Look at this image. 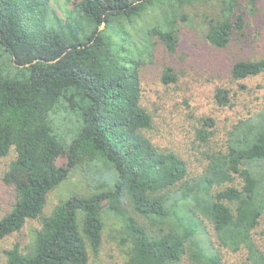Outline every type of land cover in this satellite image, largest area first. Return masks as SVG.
I'll list each match as a JSON object with an SVG mask.
<instances>
[{
    "label": "trees",
    "instance_id": "trees-1",
    "mask_svg": "<svg viewBox=\"0 0 264 264\" xmlns=\"http://www.w3.org/2000/svg\"><path fill=\"white\" fill-rule=\"evenodd\" d=\"M207 1L80 0L75 10L81 22L70 40L51 21L50 0H0V156L12 148L16 153L6 173L15 201L0 219V241L28 220L42 219L33 247L22 251L16 243L5 251L8 264H90L103 245L104 204L125 222L119 242L127 247L125 264H180L185 255L194 264H231L224 250H244L246 264H264L252 234L264 219V103L233 124L217 149L211 145L221 133L217 119L203 118L196 138L209 150L197 177H190L177 152L158 149L146 135L154 118L142 103L147 90L141 70L153 61L157 44L178 50V23L187 21L184 7ZM222 2L221 18L211 20L205 33L219 49L245 28L244 16L235 14L237 0ZM146 12L165 22H146ZM102 24L105 29L99 30ZM107 31L119 39L113 46ZM5 53L19 73L3 66ZM177 70L167 64L159 82L173 86ZM261 73L264 58L240 59L231 67L234 79ZM214 98L219 107L234 106L227 88L218 87ZM61 105L76 110L82 124L69 145L68 162L58 166L65 149L54 134L53 113ZM96 162L116 172L114 188L72 195L42 217L47 194L68 178L71 167ZM128 195L148 221L126 216L122 204ZM170 213L178 223L166 227L163 218Z\"/></svg>",
    "mask_w": 264,
    "mask_h": 264
},
{
    "label": "rangeland",
    "instance_id": "rangeland-1",
    "mask_svg": "<svg viewBox=\"0 0 264 264\" xmlns=\"http://www.w3.org/2000/svg\"><path fill=\"white\" fill-rule=\"evenodd\" d=\"M78 1L80 0H50L51 9L54 10L51 21L56 20L55 24L63 29L70 40L76 37L75 24L81 22L75 10ZM222 3V0H210L185 6L187 21L178 23V50L171 53L163 45L157 44L153 61L141 70V79L147 90L142 103L154 118V127L146 131V135L158 149L173 150L187 161L190 177L200 176L207 166L204 152L209 149L196 138V131L202 126L203 118L211 115L217 119L216 125L221 133L211 142L217 149L222 146L226 138L224 135L233 124L249 114L257 113L264 103V73L245 79H234L231 75L232 64L237 60L264 58V0H237L235 14L241 13L244 16L245 28L243 32L234 33L231 44L225 49L210 45L205 34L209 22L221 18ZM144 19L148 23L162 25L163 18L160 14L146 12ZM104 29L105 25L102 24L99 30ZM105 34L106 41L111 46L118 42L116 35L108 31ZM139 42L140 38L135 37L132 46L136 47ZM169 63L178 69L180 75L173 86H165L159 82L160 71ZM2 64L7 71L20 72L18 67L11 64L7 53L2 57ZM218 87L230 90L234 106L219 107L214 98ZM53 120L54 134L65 149L56 161L59 166L68 162L69 145L82 123L76 110L64 105L55 110ZM15 156L13 148L7 156H0V219L11 210L15 201L14 188L8 183L6 174ZM115 179L116 172L103 162L73 165L68 178L47 194L42 217H49L58 204L72 195L89 197L113 189ZM235 184L241 185L239 180H236ZM129 197L128 195L122 204L126 216L141 223L148 221L136 211ZM108 208L106 204L102 207L105 223L103 245L98 254H91L90 264H125L127 261V247L119 243L125 222L115 218ZM163 222L166 227L178 223L174 213L163 218ZM206 224L208 225V221ZM41 226V218L30 219L20 231L2 239L0 264H8L5 251L11 249L14 244L18 243L22 251L33 247L37 230ZM149 230L153 229L149 227ZM263 230L264 219L252 230V234L264 251ZM223 254L225 258L230 259L231 264H246L243 261L244 250L237 253L224 250ZM180 264L194 263L185 255Z\"/></svg>",
    "mask_w": 264,
    "mask_h": 264
}]
</instances>
